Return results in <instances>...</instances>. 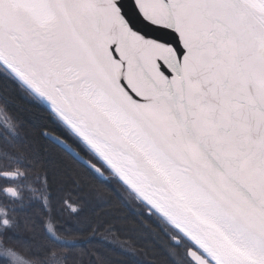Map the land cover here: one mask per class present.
<instances>
[{
  "label": "snow or ice",
  "instance_id": "snow-or-ice-1",
  "mask_svg": "<svg viewBox=\"0 0 264 264\" xmlns=\"http://www.w3.org/2000/svg\"><path fill=\"white\" fill-rule=\"evenodd\" d=\"M129 2L150 31L121 0H0V110L21 93L65 130L0 123V264H47L37 229L128 223L149 264H264V0Z\"/></svg>",
  "mask_w": 264,
  "mask_h": 264
},
{
  "label": "trees",
  "instance_id": "trees-1",
  "mask_svg": "<svg viewBox=\"0 0 264 264\" xmlns=\"http://www.w3.org/2000/svg\"><path fill=\"white\" fill-rule=\"evenodd\" d=\"M16 101L19 103L9 104V108L4 111L9 117L10 121L13 118L23 122L22 127L29 131L30 136L35 139L40 145L51 144L47 138L40 135V130L43 128H48L56 133L65 134L63 125L57 121L49 111V109L41 102L36 100H31L21 93H15ZM22 132V129L12 128L11 131ZM6 138L11 142V136H6ZM8 151L15 152L17 155L20 154V149L18 146L8 147L5 145ZM7 164V161H5ZM13 169L17 167L15 163L11 165ZM37 174L42 175V171L39 165H35V171L29 173L30 176H35ZM28 193H25V204L28 202ZM18 204L9 205V207H18ZM9 215H15L9 213ZM71 220V218H69ZM73 224H76L75 220H71ZM116 229L119 232L117 238L109 237L106 242L103 240V234H97V236L90 242L85 243L88 239V235H81L72 228H66L64 232H58L57 235L60 241L64 243H56L55 241L49 239L44 235L43 231L37 229L35 244L41 249L47 248L50 250L49 254L46 256L47 264H75L76 260L80 257L82 253L91 254L94 250H99L103 256L111 260V264H149L150 257L152 255V248L148 247L149 242L152 240L151 235L143 236L139 227H133L131 223L126 225L117 224ZM16 232L23 234L22 228L14 229ZM124 241H129V243L137 249L139 256H132L127 252L121 250L120 245ZM154 243V241H153ZM17 242H5L0 245L3 249H16ZM31 246V245H30ZM159 248V245H156ZM145 248L147 255L139 250ZM0 256H3L0 254ZM113 257H121L120 259H114ZM8 259V258H7ZM85 264L88 262L87 255L84 256ZM8 264H10L8 259ZM92 264H105L104 260L92 261Z\"/></svg>",
  "mask_w": 264,
  "mask_h": 264
},
{
  "label": "water",
  "instance_id": "water-1",
  "mask_svg": "<svg viewBox=\"0 0 264 264\" xmlns=\"http://www.w3.org/2000/svg\"><path fill=\"white\" fill-rule=\"evenodd\" d=\"M121 2L125 4V8L127 9L129 18L131 19V21L133 22V24L136 27H138V28L144 29L145 31H150V29L145 28V26L142 23V21H140V19L136 16L135 11L132 8L129 0H121ZM153 35L154 36H158V37H160V38H162L164 40H170L171 39L170 36H168V35H166L164 33H153ZM41 102L48 108L47 102H45V101H41Z\"/></svg>",
  "mask_w": 264,
  "mask_h": 264
},
{
  "label": "rangeland",
  "instance_id": "rangeland-1",
  "mask_svg": "<svg viewBox=\"0 0 264 264\" xmlns=\"http://www.w3.org/2000/svg\"><path fill=\"white\" fill-rule=\"evenodd\" d=\"M10 122L9 117L5 114V112L3 110H0V123H4L5 127L8 128L9 131L12 130V127H10L7 123ZM11 251L10 249H3L0 246V254L5 255L6 252ZM9 259L10 264H13V259L12 257H7Z\"/></svg>",
  "mask_w": 264,
  "mask_h": 264
}]
</instances>
